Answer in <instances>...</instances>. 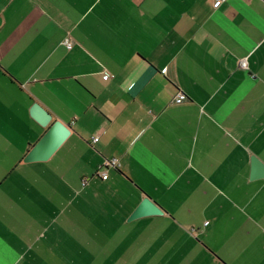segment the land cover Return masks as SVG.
<instances>
[{"label": "crops", "instance_id": "crops-1", "mask_svg": "<svg viewBox=\"0 0 264 264\" xmlns=\"http://www.w3.org/2000/svg\"><path fill=\"white\" fill-rule=\"evenodd\" d=\"M256 160L264 0H0V264H264Z\"/></svg>", "mask_w": 264, "mask_h": 264}, {"label": "water", "instance_id": "water-1", "mask_svg": "<svg viewBox=\"0 0 264 264\" xmlns=\"http://www.w3.org/2000/svg\"><path fill=\"white\" fill-rule=\"evenodd\" d=\"M32 116L44 127H48L41 139L30 149L24 157L25 162L47 161L60 148L71 134V127L62 121H52L53 117L42 105L35 103L32 107ZM255 178H260L259 171H264V165L256 160L254 162ZM264 175V174H263ZM162 207L151 197L146 196L130 219L142 216L162 214Z\"/></svg>", "mask_w": 264, "mask_h": 264}, {"label": "built area", "instance_id": "built-area-1", "mask_svg": "<svg viewBox=\"0 0 264 264\" xmlns=\"http://www.w3.org/2000/svg\"><path fill=\"white\" fill-rule=\"evenodd\" d=\"M219 1V0H218ZM64 44H65V46L68 48V49H71V48H73V46H74V42H73V40L71 39V38H66L65 40H64ZM241 66L242 67H244V68H247V61H246V59H243L242 61H241ZM103 76H104V78H110V77H112L113 75L109 72V71H105L104 73H103ZM176 99L177 100H184V99H186V95L184 94V93H178L177 94V96H176ZM94 141H98L99 140V138L98 137H95L94 139H93ZM110 165H113V166H115V167H118V166H120V163H119V159L118 158H113V159H111V160H108V161H106L105 162V164L103 165V166H110ZM102 177H103V179H107L108 178V174H107V172L106 171H104V174L102 175ZM85 183V182H84Z\"/></svg>", "mask_w": 264, "mask_h": 264}]
</instances>
